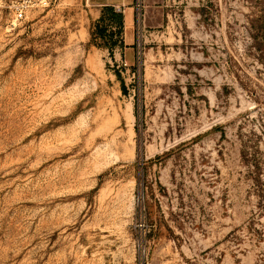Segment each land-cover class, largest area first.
Listing matches in <instances>:
<instances>
[{
  "label": "rangeland",
  "instance_id": "obj_1",
  "mask_svg": "<svg viewBox=\"0 0 264 264\" xmlns=\"http://www.w3.org/2000/svg\"><path fill=\"white\" fill-rule=\"evenodd\" d=\"M8 1L0 264H264V0Z\"/></svg>",
  "mask_w": 264,
  "mask_h": 264
},
{
  "label": "crops",
  "instance_id": "obj_2",
  "mask_svg": "<svg viewBox=\"0 0 264 264\" xmlns=\"http://www.w3.org/2000/svg\"><path fill=\"white\" fill-rule=\"evenodd\" d=\"M147 1V0H146ZM152 2L153 0H148V5H147V8H149V14H148V18L146 19V24L145 26L146 27H149V28H152L154 27L152 24H151V15H157V17H159L161 10H160V6H155V8L153 9L152 7ZM155 2V1H154ZM87 3L92 6V7H95V8H98V10L101 12L102 10H105L106 8H112L115 12L117 8H120V7H124V12L122 13L123 14V25H124V33H125V38H124V43H123V50H124V53L128 55V50H130V48H135L137 49V47H135V45L138 43L137 42V35H138V32H137V16H136V10H135V3H136V0H87ZM128 14H129V19L133 20L132 22V26L134 27V32H135V29H136V32H135V40L132 41L131 40H128L127 38V28L129 27V23H127L128 21ZM121 43V42H120Z\"/></svg>",
  "mask_w": 264,
  "mask_h": 264
},
{
  "label": "built area",
  "instance_id": "obj_3",
  "mask_svg": "<svg viewBox=\"0 0 264 264\" xmlns=\"http://www.w3.org/2000/svg\"><path fill=\"white\" fill-rule=\"evenodd\" d=\"M51 2L52 0H9L7 7L13 16L12 24L15 25L17 22L26 21L31 11L37 9L44 10L50 6ZM143 9L144 6L142 0H136L135 10L137 22L143 17ZM116 11L118 13H123L124 7L117 8ZM137 46H139V43H137ZM124 66H128V63L125 62Z\"/></svg>",
  "mask_w": 264,
  "mask_h": 264
},
{
  "label": "trees",
  "instance_id": "obj_4",
  "mask_svg": "<svg viewBox=\"0 0 264 264\" xmlns=\"http://www.w3.org/2000/svg\"><path fill=\"white\" fill-rule=\"evenodd\" d=\"M106 11L111 12L113 18L115 20H118L119 23H121V24L123 23V16L121 13L115 12L112 8H106Z\"/></svg>",
  "mask_w": 264,
  "mask_h": 264
}]
</instances>
